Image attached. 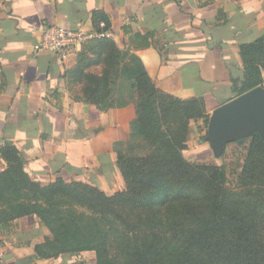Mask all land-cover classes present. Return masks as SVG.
Segmentation results:
<instances>
[{"label": "trees", "instance_id": "16d2710c", "mask_svg": "<svg viewBox=\"0 0 264 264\" xmlns=\"http://www.w3.org/2000/svg\"><path fill=\"white\" fill-rule=\"evenodd\" d=\"M90 18L99 35L83 43L65 71L73 98L101 111L133 103L129 134L157 147L144 156L114 149L125 189L107 195L62 177L41 184L25 170L18 148L4 143L0 224L24 219L23 236L46 227L51 236L34 245L39 258L93 251L94 264H264V139L252 133L242 187L229 190L223 166L200 165L181 152L189 119L204 117L207 125L204 98L180 99L158 88L136 53L100 35L110 30L108 15L93 10ZM152 35L133 36L147 46ZM238 48L243 67L228 65L237 95L263 82L264 33ZM134 90V101L124 97Z\"/></svg>", "mask_w": 264, "mask_h": 264}, {"label": "crops", "instance_id": "0c3cea01", "mask_svg": "<svg viewBox=\"0 0 264 264\" xmlns=\"http://www.w3.org/2000/svg\"><path fill=\"white\" fill-rule=\"evenodd\" d=\"M93 10L108 15L109 36L140 57L158 88L201 96L208 110L229 99L228 65L242 68L239 44L264 33V0H0V145H15L41 184L62 177L106 191L120 180L113 144L127 138L134 104L101 111L75 100L65 76L75 54L59 59L32 48L44 25L91 28ZM147 31L161 33V45L133 36ZM154 45L167 46L166 54ZM23 221L0 224V264H81L75 256L36 257L42 235H21Z\"/></svg>", "mask_w": 264, "mask_h": 264}, {"label": "rangeland", "instance_id": "374dc122", "mask_svg": "<svg viewBox=\"0 0 264 264\" xmlns=\"http://www.w3.org/2000/svg\"><path fill=\"white\" fill-rule=\"evenodd\" d=\"M153 36H154L155 42H157V43H159V45H161V42H162L161 33H156V34L154 33L152 35V37ZM159 45L156 46L157 49H159L160 51H163V52L165 50V54H166V47H165V49H162L164 47L159 46ZM128 49H129V47L124 48L123 53ZM76 57H77V53L75 54V61H76ZM239 60H238V62H240V67H243V63H242L240 55H239ZM88 69L94 70L95 67L91 66ZM262 75H263V82L259 87L264 88V71H262ZM237 85L240 86L239 78H237ZM74 89L75 88H73V89L71 88V90H73V91H74ZM135 95H136V92L134 90L131 93L125 94L124 97L129 98L131 101H134ZM238 95H240V94H238ZM238 95H237V92L231 88V93L229 94L228 100H230L231 98L238 96ZM223 102H225V101H223ZM212 110H208L205 106V114L208 115V120H209V116H210ZM207 124H208V121H207ZM164 128H165V126H163V129ZM206 135H207V125L205 126L204 117L189 119V121L187 123V132H186L185 142H184L185 148L182 149V151H181L182 154L191 162H194V163H197L200 165H215L217 167L223 166V168L225 169V174H226V180H225L224 185L229 190L241 189V187H242L241 176L243 173V167L245 166L246 161H247L248 147H249L250 137H251L252 133L247 135V136H244L241 139L229 137L227 139L225 146L221 150V153L218 156L215 155L214 150H213L210 142L206 139ZM114 144H115V148H114ZM114 144H113V150L119 148L121 151H123L129 155H132V156H144L152 148L157 147L153 143H151L152 145L150 146L149 141H145L144 139L137 137V136H131L130 134H128V136L125 140L116 141V142H114ZM114 152H115V150H114ZM115 154H116V152H115ZM119 174H120V172H119ZM65 181H67V180H65ZM70 181H73V180H70ZM70 181H67V182H70ZM75 181H81V182L87 183L89 185H93V186L97 187L98 189L102 190L98 185L91 184V183H88V182L82 181V180H75ZM111 186H112V189H107L106 191L105 190H102V191L107 195H112L117 191H122L125 189V183H124V180H123L121 174H120V180L118 182L116 181L114 184L111 182ZM13 228H15V225L10 227V229H13ZM170 229L171 228H169V226H165V232H168V234H170ZM38 232L40 235H42V240L40 242H43L44 236H51L49 230L43 226H41L40 231H38ZM140 236H141V234L137 233L138 240H140ZM91 257L93 259L92 264H94V252L93 251L85 252L84 254L79 255V257L75 256L74 259L77 262L82 261L81 264L82 263L91 264V260H90Z\"/></svg>", "mask_w": 264, "mask_h": 264}, {"label": "water", "instance_id": "95a60500", "mask_svg": "<svg viewBox=\"0 0 264 264\" xmlns=\"http://www.w3.org/2000/svg\"><path fill=\"white\" fill-rule=\"evenodd\" d=\"M258 132L264 139V88L259 86L215 107L208 120L206 139L219 155L227 139Z\"/></svg>", "mask_w": 264, "mask_h": 264}, {"label": "built area", "instance_id": "2783aa9c", "mask_svg": "<svg viewBox=\"0 0 264 264\" xmlns=\"http://www.w3.org/2000/svg\"><path fill=\"white\" fill-rule=\"evenodd\" d=\"M99 34L91 28H70L61 25L42 26L38 40L32 45L33 51H47L55 54L59 59H65L80 51L83 43ZM100 35L109 36L108 32Z\"/></svg>", "mask_w": 264, "mask_h": 264}]
</instances>
